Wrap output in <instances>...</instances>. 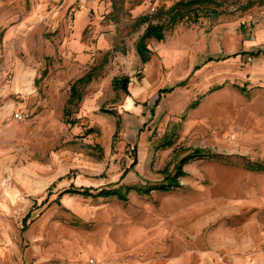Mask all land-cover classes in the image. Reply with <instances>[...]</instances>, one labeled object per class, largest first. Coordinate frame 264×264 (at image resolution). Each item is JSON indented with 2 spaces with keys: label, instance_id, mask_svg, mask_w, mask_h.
Here are the masks:
<instances>
[{
  "label": "rangeland",
  "instance_id": "rangeland-1",
  "mask_svg": "<svg viewBox=\"0 0 264 264\" xmlns=\"http://www.w3.org/2000/svg\"><path fill=\"white\" fill-rule=\"evenodd\" d=\"M176 1L0 0V264H264V0L197 10L142 62L139 19ZM194 148L179 187L138 190ZM70 185L125 198L57 203Z\"/></svg>",
  "mask_w": 264,
  "mask_h": 264
},
{
  "label": "trees",
  "instance_id": "trees-1",
  "mask_svg": "<svg viewBox=\"0 0 264 264\" xmlns=\"http://www.w3.org/2000/svg\"><path fill=\"white\" fill-rule=\"evenodd\" d=\"M221 4V0H177L171 6L166 9H159L157 11L159 20L156 23H153L149 20V17H141L138 23L147 22L143 33L140 35L138 40L135 43V50L140 57L142 62H146L150 56V50L147 48V40L148 39H155L156 41H161L164 38V31L177 24L183 19L186 18H193L192 15L196 16L193 18L195 22L197 20L198 14L196 13L199 9H206L209 5L219 6ZM191 11V12H190ZM215 15H217V11L211 9ZM256 52L258 51H251L249 54L251 56H255ZM91 79V73H86L83 76L74 80V82L70 86V93L69 98L67 100V104L70 105L74 103V100H79L81 95L79 93V87ZM129 83L128 76H120L114 77L112 79V87L114 90H127V85ZM67 108V107H66ZM65 114H68L67 110ZM211 155L209 153H205L198 148H194L188 153L186 156L182 157L173 167V173L165 170V177L163 182L149 185L144 189H138L142 192H147L153 189H158L162 191H170L174 188L180 186L179 179L180 177L185 175L183 170V166L188 163L190 160L202 158L204 156ZM255 170H264V165L256 164L253 167ZM110 186V185H108ZM101 187V188H92V187H84V186H74L70 185L69 187L63 189L59 194L58 197L55 199L57 203H59V196L63 193L69 194H80L84 197L91 196V197H109V196H116L119 199H124L125 192L118 188H111V187ZM130 187V186H129ZM127 187L126 189H128Z\"/></svg>",
  "mask_w": 264,
  "mask_h": 264
},
{
  "label": "built area",
  "instance_id": "built-area-1",
  "mask_svg": "<svg viewBox=\"0 0 264 264\" xmlns=\"http://www.w3.org/2000/svg\"><path fill=\"white\" fill-rule=\"evenodd\" d=\"M14 116H15V118L17 119V120H21V119H23V117L25 116L23 113H21V112H16L15 114H14Z\"/></svg>",
  "mask_w": 264,
  "mask_h": 264
}]
</instances>
